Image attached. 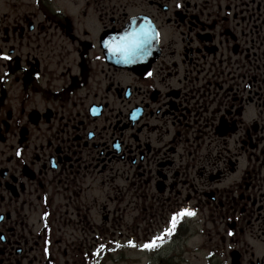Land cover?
<instances>
[{
  "label": "flooded vegetation",
  "instance_id": "flooded-vegetation-1",
  "mask_svg": "<svg viewBox=\"0 0 264 264\" xmlns=\"http://www.w3.org/2000/svg\"><path fill=\"white\" fill-rule=\"evenodd\" d=\"M0 264H264V0H0Z\"/></svg>",
  "mask_w": 264,
  "mask_h": 264
},
{
  "label": "snow or ice",
  "instance_id": "snow-or-ice-1",
  "mask_svg": "<svg viewBox=\"0 0 264 264\" xmlns=\"http://www.w3.org/2000/svg\"><path fill=\"white\" fill-rule=\"evenodd\" d=\"M148 38L149 33L143 28L140 31L126 32L124 36L119 38V43L116 45L114 50L123 54L126 59L131 58L144 50V45ZM185 215L191 216L194 215V213L189 209H181L174 212L169 222L170 227L165 228L163 233H161L159 236L153 237L141 247L149 250L159 247V242L164 238V236L171 235L172 232L175 231V227L179 218H182ZM129 243L131 244L132 242L130 241Z\"/></svg>",
  "mask_w": 264,
  "mask_h": 264
}]
</instances>
